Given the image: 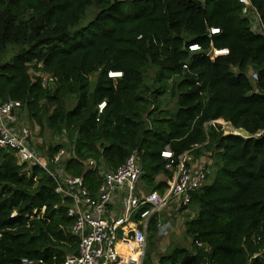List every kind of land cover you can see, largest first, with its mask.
<instances>
[{
  "label": "trees",
  "instance_id": "16d2710c",
  "mask_svg": "<svg viewBox=\"0 0 264 264\" xmlns=\"http://www.w3.org/2000/svg\"><path fill=\"white\" fill-rule=\"evenodd\" d=\"M252 3L264 24V0ZM92 8L98 12L80 24ZM212 26L220 31L210 34ZM195 42L203 50L191 51ZM211 46L227 51L211 58ZM31 71L52 74L55 88ZM167 93L173 110L161 107ZM69 96L77 98L71 108ZM0 97L21 100L24 122L27 111L42 128L67 133L72 155L68 143L51 144L49 167L66 147L64 167L92 192L102 182L98 167L113 170L136 148L145 188L163 191L168 183L157 177L173 171L162 150L169 144L178 155L199 144L192 154L208 153L216 167L191 196V249L175 246L143 264L180 263L188 254L189 264H264V33L251 29L238 0H0ZM69 202L44 167L0 147V264H64L78 253ZM156 222L154 214L152 235Z\"/></svg>",
  "mask_w": 264,
  "mask_h": 264
},
{
  "label": "built area",
  "instance_id": "2783aa9c",
  "mask_svg": "<svg viewBox=\"0 0 264 264\" xmlns=\"http://www.w3.org/2000/svg\"><path fill=\"white\" fill-rule=\"evenodd\" d=\"M238 1L242 4V14L251 21V29L264 33L261 14L252 0ZM219 31V27L210 28V34ZM188 47L191 51L203 50L202 45L196 42ZM226 51L211 46L206 52L214 58ZM38 74L41 75L43 86L54 85L55 77L52 74ZM122 74V71L108 72L113 78ZM251 76L258 79L257 72H253ZM105 105V100L98 104L100 113ZM21 107L19 99L2 100L0 97V147L12 150L20 163L44 167L56 181V191L63 198L69 199L68 214L74 217L71 230L78 236L79 246L78 253L68 254L64 264H143L151 217L157 214V235L161 238L170 236L174 227L173 212H180L188 206L192 193L208 180L210 162L202 158L204 155L195 157L192 154V150L199 144L178 155H175L168 144L161 155L166 160L165 166L173 171V175L163 191L145 190L141 187L143 150L136 148L113 170L99 166L102 182L92 192L83 175L69 173L64 167V148L54 155L52 161L55 167H49L48 157L40 154L33 143L30 126L20 119ZM214 121L223 125L220 119L212 120L211 123ZM87 165L96 168L97 162L89 159ZM44 209L45 206L42 210ZM196 244L201 246L203 242L197 240ZM23 262L37 264L42 260L23 258Z\"/></svg>",
  "mask_w": 264,
  "mask_h": 264
},
{
  "label": "rangeland",
  "instance_id": "374dc122",
  "mask_svg": "<svg viewBox=\"0 0 264 264\" xmlns=\"http://www.w3.org/2000/svg\"><path fill=\"white\" fill-rule=\"evenodd\" d=\"M97 12H98L97 8L89 9L85 17L81 20L80 24L82 23L87 24L90 21L89 19L91 17H94ZM31 72L33 74H38V72H35V73L33 71ZM96 76L97 74H94L91 76L93 81L95 80ZM154 77H155L154 69H150L147 72V82L148 83L154 82ZM67 100H68L67 107L71 108L75 104L77 98L75 96H69ZM175 106H176V98L172 94L170 95L169 93H167L161 100V107L173 110ZM23 117L24 119H26L27 124L31 128V131L33 134V143L36 146L40 154L44 156H48L49 146L51 144L62 143V142L68 143L67 133L56 135L52 132V130L48 129V127L42 128L41 126L37 124V122L34 119L29 117L27 111L24 112ZM213 124L221 125L217 121H214ZM221 128L225 133H229L225 129L224 124L221 125ZM68 145L69 146L65 148L68 150L69 155H72L70 144L68 143ZM204 156H205L204 157L205 160L207 161L210 160L209 170H210V178H212L215 172V167H216L215 161L212 157H210L208 153H206ZM166 176L167 175L165 174L162 175V177H166ZM157 180H159V178H157ZM141 187L145 188V182L143 179L141 180ZM188 207H189V210L187 214L181 213L180 215L177 216L178 212H173V215L175 218L174 227H173V231L171 235L169 236V238H161L157 235V233L152 235V232H149L146 257L150 255L155 260H158L159 257L171 251L175 246L189 247L191 249L192 238L186 232L185 222L186 220L191 219V217L196 214L197 212L196 209H198V207L192 203H190Z\"/></svg>",
  "mask_w": 264,
  "mask_h": 264
},
{
  "label": "crops",
  "instance_id": "0c3cea01",
  "mask_svg": "<svg viewBox=\"0 0 264 264\" xmlns=\"http://www.w3.org/2000/svg\"><path fill=\"white\" fill-rule=\"evenodd\" d=\"M202 158H204L203 156H202ZM210 159V158H209ZM210 161V160H209ZM162 175L163 174H160L157 178H159V180L158 181H167V183H168V180L170 179V178H168V176H166V177H162ZM189 206V205H188ZM188 206H186L182 211H180V212H178V214H177V216L178 215H180L181 213L182 214H184V213H186L187 214V212H188V210H189V207ZM193 217V216H192ZM191 217V218H192ZM165 238H169V236L168 237H165Z\"/></svg>",
  "mask_w": 264,
  "mask_h": 264
},
{
  "label": "water",
  "instance_id": "95a60500",
  "mask_svg": "<svg viewBox=\"0 0 264 264\" xmlns=\"http://www.w3.org/2000/svg\"><path fill=\"white\" fill-rule=\"evenodd\" d=\"M193 257L194 254H188L182 259L180 263L171 262L170 264H189V262L192 260Z\"/></svg>",
  "mask_w": 264,
  "mask_h": 264
},
{
  "label": "clouds",
  "instance_id": "9594fccd",
  "mask_svg": "<svg viewBox=\"0 0 264 264\" xmlns=\"http://www.w3.org/2000/svg\"><path fill=\"white\" fill-rule=\"evenodd\" d=\"M221 119V118H220ZM222 120H224V119H222ZM225 121V120H224Z\"/></svg>",
  "mask_w": 264,
  "mask_h": 264
}]
</instances>
